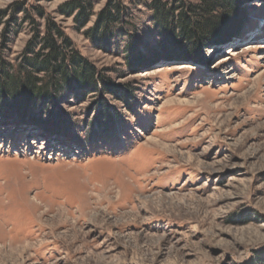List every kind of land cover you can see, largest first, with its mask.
I'll return each instance as SVG.
<instances>
[{"label": "rangeland", "instance_id": "374dc122", "mask_svg": "<svg viewBox=\"0 0 264 264\" xmlns=\"http://www.w3.org/2000/svg\"><path fill=\"white\" fill-rule=\"evenodd\" d=\"M70 1L0 0L4 60L48 17L102 77L45 114L0 105V264H264V0H225L195 56L152 0H120L132 27L106 46L92 29L110 0L85 26L60 11Z\"/></svg>", "mask_w": 264, "mask_h": 264}, {"label": "trees", "instance_id": "16d2710c", "mask_svg": "<svg viewBox=\"0 0 264 264\" xmlns=\"http://www.w3.org/2000/svg\"><path fill=\"white\" fill-rule=\"evenodd\" d=\"M233 4L237 0H231ZM14 13L24 12L27 20L31 17V9L24 3L12 5ZM228 6L225 0H199L198 4L185 0H152L148 4L152 10V19L160 32H169L173 41H182L190 46V53L196 55L198 48L204 47L209 39L205 29L213 15ZM39 18H45V12L40 7H32ZM94 3L92 0H73L62 5L60 11L71 16L76 10L75 21L85 26ZM31 12V13H30ZM134 14L120 0H110L100 12L95 27L92 29L93 39L101 45H108L114 35L129 34ZM47 29L40 30L29 40L26 56L19 63L4 60L0 53V105L6 99L16 103L15 109L23 115L24 106L29 103L33 109L38 105L45 114L49 104L54 106L63 96L71 91H97L102 77L95 65L89 61L75 46L73 40L54 19L47 17ZM14 28L6 32L7 41L17 35L21 29L17 17H13ZM16 26V27H15ZM207 30V29H206ZM8 34V35H7ZM210 34V33H209ZM216 36H213V39ZM138 53V54H135ZM134 60L131 61V59ZM131 66L144 63L146 60L139 50H132L128 56ZM101 78V79H100ZM28 105V108H29ZM30 110V108H29ZM3 111V110H2ZM33 120L38 122L33 116ZM39 122H41L39 120Z\"/></svg>", "mask_w": 264, "mask_h": 264}]
</instances>
